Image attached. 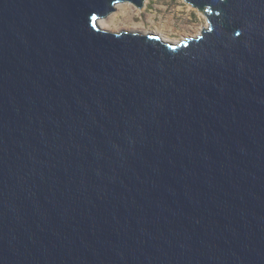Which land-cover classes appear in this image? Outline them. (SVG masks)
Masks as SVG:
<instances>
[{
	"label": "water",
	"instance_id": "95a60500",
	"mask_svg": "<svg viewBox=\"0 0 264 264\" xmlns=\"http://www.w3.org/2000/svg\"><path fill=\"white\" fill-rule=\"evenodd\" d=\"M0 0V264H264V0Z\"/></svg>",
	"mask_w": 264,
	"mask_h": 264
},
{
	"label": "rangeland",
	"instance_id": "374dc122",
	"mask_svg": "<svg viewBox=\"0 0 264 264\" xmlns=\"http://www.w3.org/2000/svg\"><path fill=\"white\" fill-rule=\"evenodd\" d=\"M101 19L104 21L99 23L100 26L107 30L152 31L170 43L197 36L209 24L205 14L184 0H147L142 8L131 2H120L112 13ZM135 24L143 27L136 28Z\"/></svg>",
	"mask_w": 264,
	"mask_h": 264
},
{
	"label": "bare ground",
	"instance_id": "6f19581e",
	"mask_svg": "<svg viewBox=\"0 0 264 264\" xmlns=\"http://www.w3.org/2000/svg\"><path fill=\"white\" fill-rule=\"evenodd\" d=\"M144 2H145V4H146V3H147V0H145ZM119 4H120V3H119ZM145 4H144V5H145ZM123 6H124V5H123ZM123 8H124V7H123ZM103 21H104V19H101V18H100V19L98 20V23H101V22H103ZM99 25H100V24H99ZM135 26H137L136 28H138V27H139V28H140V27L142 28V27H143V25H141V24H135ZM135 26H134V27H135ZM161 39H162V38H161ZM162 40H163V39H162ZM164 40H165V39H164ZM166 41H167V40H166ZM172 43H173V42H172ZM174 43H177V42H174Z\"/></svg>",
	"mask_w": 264,
	"mask_h": 264
}]
</instances>
